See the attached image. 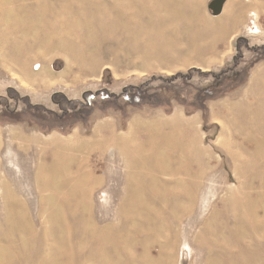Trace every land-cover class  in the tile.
<instances>
[{
    "label": "rangeland",
    "instance_id": "374dc122",
    "mask_svg": "<svg viewBox=\"0 0 264 264\" xmlns=\"http://www.w3.org/2000/svg\"><path fill=\"white\" fill-rule=\"evenodd\" d=\"M211 1L0 0V264H264V9Z\"/></svg>",
    "mask_w": 264,
    "mask_h": 264
},
{
    "label": "crops",
    "instance_id": "0c3cea01",
    "mask_svg": "<svg viewBox=\"0 0 264 264\" xmlns=\"http://www.w3.org/2000/svg\"><path fill=\"white\" fill-rule=\"evenodd\" d=\"M247 2H249V0H246ZM259 1V0H258ZM263 2V1H262ZM229 3V7L231 9L230 14H231V18L234 19V21L232 23H230L227 28L225 30H246V26L247 28L250 27L251 29L248 30H252L253 29V24H251V17L253 18V11L255 12L254 16H257L256 11H260L263 10L264 8L258 7V6H254L252 5V3L256 4L257 1H252V3H248V4H244V6L241 5H237V1L236 0H227L226 4ZM225 4V6H226ZM225 10V7H224ZM223 10V12H224ZM250 11H252L251 15H250ZM212 18V17H211ZM76 138V137H75ZM77 139V138H76ZM80 141V140H79ZM24 142H26V140H24ZM83 144L82 147L84 145H91L90 142H86L85 141H81ZM33 146H37L39 145V140H36V142L33 141ZM66 153H69L68 151H66Z\"/></svg>",
    "mask_w": 264,
    "mask_h": 264
},
{
    "label": "bare ground",
    "instance_id": "6f19581e",
    "mask_svg": "<svg viewBox=\"0 0 264 264\" xmlns=\"http://www.w3.org/2000/svg\"><path fill=\"white\" fill-rule=\"evenodd\" d=\"M181 123H182V124L184 123V126L186 127L185 121L182 120V121L180 122V124H181ZM182 126H183V125H182ZM177 127H178V125H177ZM157 131L160 132L159 129H158ZM157 131H156V132H157ZM163 132H164V131H163ZM157 136H159V133H158ZM163 136H164V134H163ZM132 138H133V137H131L129 140H132ZM160 138H161V137H160ZM163 138H164V137H163ZM21 139H22L23 141L25 140V138H23L22 136H19V137H18V136H16V137L14 136V138H12L13 141H18V140H21ZM166 139H167V138H166ZM99 142H101V141H96V143H99ZM90 144H92V142H90ZM44 145H45V144H44ZM82 145H83V144H81V142H80L78 139H76L75 137H71V138L67 141V144H60V145L57 146V147H56V146H55V147H53V146H49L48 149L50 148V154H49L48 158H49V160H50V156H51V154H52L54 151H57V152L60 151V153H61L63 156H67L68 153H66V151H68V152L70 153V149L73 150V149H76V148L80 147L81 149H82V148L84 149V152H86V149L89 148V147L91 146V145H84V146L82 147ZM156 145H157V144H156ZM155 147L158 148V146H155ZM145 149H146V148H142V150H145ZM148 149H149L151 152H152V151H156V148H152L151 145L148 147ZM111 150H112V149H111ZM51 151H52V152H51ZM48 158H47V159H48ZM52 163H53V161H52ZM54 163H56L55 160H54ZM65 163H66V162H65ZM53 166H54V165H53ZM67 170H68V169H67ZM68 171H70V169H69ZM68 171H67V173H65L64 175L68 176ZM174 171H176V170H174ZM79 172H80V171H79ZM67 179H68V178H67ZM8 193H9V192H8ZM5 194H6V193H5ZM3 195H4V194H3ZM9 196H10V195H9ZM6 197H8V196H6ZM6 197H5V198H6ZM3 199H4V198H3ZM11 199H12V198H11ZM4 200H5V199H4ZM5 201H6V200H5ZM10 201H12V200H9V203H10ZM173 202H174V200H173ZM176 202H177V201H176ZM5 203H8V201H6ZM5 203H4V204H5ZM191 203H192V202H191ZM12 204H14V203L12 202ZM12 204H11V205H12ZM140 204H141V203H140ZM6 205H7V204H6ZM12 206H14V205H12ZM139 206H140V205H139ZM14 207H15V206H14ZM5 208H7V207L5 206ZM8 208H9V206H8ZM9 209H10V208H9ZM14 209H15V208H14ZM19 209H20V208H19ZM6 211H7V210L4 211V214H5ZM14 211H15V210H14ZM22 211H23V210H21V212H22ZM15 213H16V212H15ZM22 213H23V212H22ZM7 215H8V214H7ZM7 215H6V216H7ZM18 215H20V214H18ZM18 215H17V216H18ZM22 215H23V214H22ZM25 215H26V214H25ZM25 215H24V216H25ZM15 216H16V215H15ZM27 216H29V215H27ZM12 217H13V216H12ZM12 217L10 216L9 219H11ZM7 218H8V217H7ZM7 218H6V219H7ZM17 218H19V216H18ZM22 219H23V218H22ZM24 219H25V218H24ZM14 220H15V219H14ZM14 220H13V221H14ZM18 220H19V219H18ZM5 221H6V220H4V222H5ZM7 221H8V219H7ZM10 221H12V220H9V222H10ZM13 221H12V222H13ZM15 221H17V220H15ZM15 221H14V222H15ZM28 221H30V220H28ZM0 222H1V220H0ZM1 223H2V222H1ZM1 223H0V224H1ZM22 223H23V222H22ZM25 223H26V221H25ZM10 224H11V222H10ZM27 224L30 225L29 222H27ZM2 225H3V223H2ZM4 225H6V223H5ZM18 225L21 226V227L23 226L22 224H18ZM11 226H13V225H11ZM4 227H5V226H4ZM21 227H19V229H20ZM25 227H27V226H25ZM2 228H3V226H2ZM29 228H30V227H29ZM31 228H32V227H31ZM10 229H11V227H10ZM10 229H9V231H10ZM16 229H17V228H16ZM16 229H15V227H14V230H16ZM27 229H28V227H27ZM27 229H25V230H27ZM33 229H34V228H33ZM33 229H32V230H33ZM3 230H4V228H3ZM5 230H6V229H5ZM11 230H12V229H11ZM23 230H24V229H23ZM29 230H30V229H29ZM16 231H17V230H16ZM20 231H21V230H20ZM30 231H31V230H30ZM34 231H35V229H34ZM7 232H8V231H7ZM7 232H6V233H7ZM32 232H33V231H32ZM10 233H11V232H10ZM17 233H18V232H17ZM27 233H28V232H26V234H27ZM33 233H34V232H33ZM33 233H32V234H33ZM4 234H5V233H4ZM22 234H23V233H22ZM35 234L37 235V232H36ZM0 235H1V234H0ZM9 235H10V234H8V236H9ZM27 235H28V234H27ZM5 236H6V234H5ZM8 236H7V237H8ZM9 237H10V236H9ZM9 237H8V238H9ZM36 237H37V236H36ZM8 238H7V239H8ZM1 239H3V238H1ZM4 240H6V239H4ZM6 241H7V240H6ZM0 242H1V241H0ZM2 242H3V241H2ZM8 242H9V241H8ZM0 244H1V243H0ZM6 245H7V243H6ZM9 246H10V245H9ZM9 246H8V248H9ZM103 247H104V246H103ZM103 247H101L102 250H103ZM1 248H2V247H1ZM6 249H7V248H6ZM10 249H11V248H10ZM1 250H2V249H1ZM11 250H12V249H11ZM102 250H101V251H102ZM3 251H4V250H3Z\"/></svg>",
    "mask_w": 264,
    "mask_h": 264
},
{
    "label": "water",
    "instance_id": "95a60500",
    "mask_svg": "<svg viewBox=\"0 0 264 264\" xmlns=\"http://www.w3.org/2000/svg\"><path fill=\"white\" fill-rule=\"evenodd\" d=\"M226 2L227 0H212L208 6V9L212 13V16H220L223 13Z\"/></svg>",
    "mask_w": 264,
    "mask_h": 264
},
{
    "label": "trees",
    "instance_id": "16d2710c",
    "mask_svg": "<svg viewBox=\"0 0 264 264\" xmlns=\"http://www.w3.org/2000/svg\"><path fill=\"white\" fill-rule=\"evenodd\" d=\"M216 84H222V81H219L218 83H216ZM130 97H131V95H130ZM129 96L127 97V98H130ZM133 97H135V96H133ZM133 105V104H132Z\"/></svg>",
    "mask_w": 264,
    "mask_h": 264
}]
</instances>
